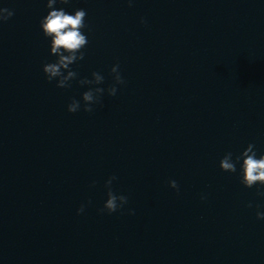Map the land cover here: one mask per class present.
Listing matches in <instances>:
<instances>
[{"label":"water","instance_id":"obj_1","mask_svg":"<svg viewBox=\"0 0 264 264\" xmlns=\"http://www.w3.org/2000/svg\"><path fill=\"white\" fill-rule=\"evenodd\" d=\"M45 2L3 0L0 264H264V197L219 168L264 152V0H72L91 28L81 76L107 86L119 61L126 81L75 114L85 89L42 71ZM111 175L135 214L99 211Z\"/></svg>","mask_w":264,"mask_h":264},{"label":"clouds","instance_id":"obj_2","mask_svg":"<svg viewBox=\"0 0 264 264\" xmlns=\"http://www.w3.org/2000/svg\"><path fill=\"white\" fill-rule=\"evenodd\" d=\"M135 0H127L129 7L133 6ZM44 7L47 9L45 15L39 20V28L48 43V55L52 59L42 65V71L49 83L54 82L59 89H71L75 82L81 88L80 97H72L67 104L69 113L80 111L93 113L97 106H102L104 97H115L121 86L126 84L122 75L119 61L114 63L108 75L111 83L106 84V76L102 71L93 70L90 76H81L78 71L80 62L85 59L86 49L90 43L89 34L91 28L87 23V10L83 7H72V0H46ZM71 8L69 11L68 9ZM15 14V9L5 6L0 0V24L7 22ZM140 22L146 23L141 17ZM219 168L226 173L237 174L240 183L246 188H256V195L264 197V152H261L253 142L239 153L226 152L219 160ZM116 175L109 176L104 181L106 199L99 209L101 213L112 214L127 211L135 214L132 208H126L129 203L127 195L117 193L113 189ZM96 181H92L90 187H95ZM169 187L179 193V185L175 179L168 181ZM201 200L207 199V194H201ZM91 204V201H88ZM249 208L253 207L249 201ZM87 205L82 203L77 209V214H83ZM257 220H264V210L261 205H256Z\"/></svg>","mask_w":264,"mask_h":264}]
</instances>
